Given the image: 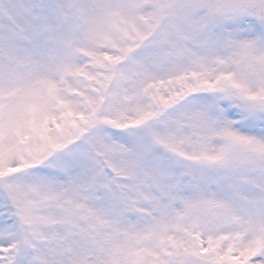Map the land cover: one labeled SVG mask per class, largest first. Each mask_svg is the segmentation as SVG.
<instances>
[{
  "label": "snow or ice",
  "instance_id": "6c2138e0",
  "mask_svg": "<svg viewBox=\"0 0 264 264\" xmlns=\"http://www.w3.org/2000/svg\"><path fill=\"white\" fill-rule=\"evenodd\" d=\"M0 264H264V0H0Z\"/></svg>",
  "mask_w": 264,
  "mask_h": 264
}]
</instances>
